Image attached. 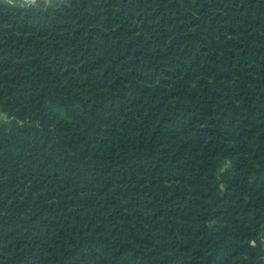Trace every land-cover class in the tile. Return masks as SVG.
<instances>
[{"label":"trees","instance_id":"trees-1","mask_svg":"<svg viewBox=\"0 0 264 264\" xmlns=\"http://www.w3.org/2000/svg\"><path fill=\"white\" fill-rule=\"evenodd\" d=\"M0 264H264V0H0Z\"/></svg>","mask_w":264,"mask_h":264},{"label":"rangeland","instance_id":"rangeland-1","mask_svg":"<svg viewBox=\"0 0 264 264\" xmlns=\"http://www.w3.org/2000/svg\"><path fill=\"white\" fill-rule=\"evenodd\" d=\"M32 1L34 0H22V2H32ZM0 119L3 120L7 119L6 114L2 113L1 111H0Z\"/></svg>","mask_w":264,"mask_h":264}]
</instances>
